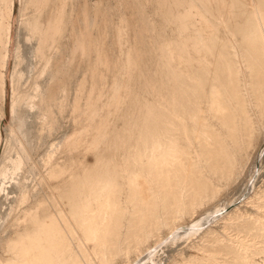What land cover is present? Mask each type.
<instances>
[{
    "label": "rangeland",
    "instance_id": "rangeland-1",
    "mask_svg": "<svg viewBox=\"0 0 264 264\" xmlns=\"http://www.w3.org/2000/svg\"><path fill=\"white\" fill-rule=\"evenodd\" d=\"M14 2L0 264H264V0Z\"/></svg>",
    "mask_w": 264,
    "mask_h": 264
},
{
    "label": "bare ground",
    "instance_id": "bare-ground-1",
    "mask_svg": "<svg viewBox=\"0 0 264 264\" xmlns=\"http://www.w3.org/2000/svg\"><path fill=\"white\" fill-rule=\"evenodd\" d=\"M3 1V3H5V1L4 0H2ZM8 1V0H7ZM6 1V4L8 3ZM19 1V3H20V8H19V16H21V12H22V7L24 6H22L21 7V1L22 0H18ZM47 1V0H46ZM40 2V1H39ZM38 2V3H39ZM15 2H14V0H10L9 1V15L11 14V9H13V6L15 5L14 4ZM37 3V2H36ZM44 3H46L45 1H44ZM42 4V3H41ZM8 5V4H7ZM38 5V4H37ZM42 6H44V5H42ZM6 7V6H5ZM7 8V7H6ZM7 10V11H8ZM14 11V10H13ZM8 13V12H7ZM8 15V17H10ZM12 15V14H11ZM1 17V16H0ZM7 17V18H8ZM7 18H5L6 20H7ZM4 18H0V46L3 48V50L2 51H0V152H1V156L3 157L2 159H6V157H7V152H8V142H9V137H8V134L11 132V129H10V126H11V122L10 121H7V119H6V109H7V111H8V113H10L11 114V119L12 118H14L13 116H14V114L17 112V105L19 104V103H22V102H24V101H26V99L28 98V97H26L27 95H24V94H19V92L17 91V84H18V82L17 81H19L18 80V78H19V75H18V71H17V67H16V63H17V61L15 62V65H14V67H13V69L11 70V71H8V72H6V65H7V59H8V53H9V50H8V48H9V44H10V41H11V37H12V25H10L9 24V22H7L6 20H5ZM17 19V18H16ZM19 20V19H18ZM17 20V21H18ZM21 20V19H20ZM8 21H10L9 19H8ZM19 22V21H18ZM23 22V21H22ZM21 22V23H22ZM36 21H32V22H30V23H27L26 25L28 26V28H30V30L31 31H36V30H38L37 28V23H35ZM56 22H58V21H56ZM260 22V21H259ZM262 22V21H261ZM23 23H26V22H23ZM55 25L56 26H58V23H55ZM261 27V26H260ZM54 28L56 29V27L54 26ZM58 28V27H57ZM60 28V27H59ZM45 29V28H44ZM54 30V29H53ZM57 30V29H56ZM55 30V31H56ZM59 30V29H58ZM57 30V31H58ZM55 31H54V33H55ZM46 33L48 32L47 30L45 31ZM58 33H59V31H58ZM51 34V33H50ZM56 34V33H55ZM55 34H52L53 36L55 35ZM1 48V49H2ZM0 49V50H1ZM16 57V59L18 58L17 56H15ZM18 64V63H17ZM21 73V72H20ZM22 79V78H21ZM21 79H20V81H21ZM17 82V83H16ZM64 83V82H63ZM21 84V83H20ZM58 85V84H57ZM60 85V84H59ZM63 85V84H62ZM62 85H60V86H62ZM7 86H9L8 88H9V90H7ZM57 87V86H56ZM63 87V86H62ZM57 88H59V86L57 87ZM65 88V87H64ZM62 90H63V88H62ZM67 90V89H66ZM57 91V90H56ZM59 91V90H58ZM57 91V92H58ZM57 92H55L56 94H57ZM60 92H62L61 90L58 92V96H59V94H60ZM67 92V91H66ZM251 93V92H250ZM27 94V93H26ZM33 93H31L30 94V96L32 95ZM62 94H60V96H61ZM250 95V94H249ZM29 96V98H31L30 100L32 101V96L30 97ZM36 96V95H35ZM40 96V95H39ZM55 96V95H54ZM59 96V97H60ZM248 96V95H247ZM56 97V96H55ZM65 97V96H64ZM63 97V98H64ZM249 97V96H248ZM43 98V97H42ZM40 99H41V97H40ZM39 99V100H40ZM52 99V98H51ZM50 99V100H51ZM53 102H54V99L52 100ZM51 101V102H52ZM30 102V101H29ZM50 102V103H51ZM31 103H33V102H31ZM26 104H28V101H27V103ZM28 105H33V104H28ZM35 105V104H34ZM50 105V104H49ZM5 106L7 107V108H5ZM46 106V105H45ZM48 106V105H47ZM61 106V105H60ZM19 107V106H18ZM33 107V106H32ZM58 107V106H57ZM49 108V107H48ZM52 108V107H51ZM42 109V108H41ZM46 109V108H45ZM44 111V110H43ZM48 111L50 112V110L48 109ZM47 112V111H46ZM52 113V112H51ZM47 114H49V113H47ZM180 114V113H179ZM22 117V116H21ZM44 118V117H43ZM47 118V117H46ZM49 120H50V118H49ZM12 127V126H11ZM7 131H9V133L7 134ZM13 132V131H12ZM17 137V136H16ZM229 143V142H228ZM228 145H230V144H228ZM154 146H156V143L154 144ZM173 147V146H172ZM175 148V147H174ZM175 150V149H174ZM160 152V151H159ZM158 152V153H159ZM165 152V151H164ZM156 153V152H155ZM161 153V152H160ZM164 157H166V156H164ZM9 158V157H8ZM2 159H0V160H2ZM10 159H12L11 157H10ZM10 159L8 160V161H10ZM18 159V158H17ZM3 160V161H4ZM7 160V159H6ZM6 160L4 161L5 162V164L7 165V163L9 164V162L7 161L6 162ZM17 162V161H16ZM19 162H21L22 163V161L20 160ZM0 163H2V161H0ZM11 164V163H10ZM15 164V163H14ZM6 165H5V167H3V166H1V169L2 168H4V172H5V168H6ZM15 165H17V164H15ZM19 166H20V164H18ZM204 167H205V165H203ZM202 166V167H203ZM7 167H9V166H7ZM14 167V166H13ZM16 167V166H15ZM7 169V168H6ZM12 168H11V166H10V169H8V170H11ZM15 169H17V168H15ZM207 169V168H206ZM3 170V169H2ZM208 170V169H207ZM13 171H15V170H13ZM6 172H7V170H6ZM10 172V171H9ZM4 174L5 173H3L2 171H0V176L3 178V177H5L4 176ZM7 174H8V172H7ZM6 175V174H5ZM223 176V175H222ZM4 179V178H3ZM2 180V179H1ZM0 180V181H1ZM35 212V211H34ZM33 212V213H34ZM33 213L32 214H30V215H28V217H29V219H27V220H30V222L32 223V225H33V233H37L36 232V230H39V227H38V225H37V227H38V229L36 228V224H38L37 223V221L39 222V220H36V216L35 215H33ZM122 213V212H121ZM35 214V213H34ZM37 214V213H36ZM118 214V213H117ZM124 214V213H123ZM80 216V215H79ZM84 216V215H83ZM211 216V215H210ZM81 217V216H80ZM202 217V216H201ZM205 216H203V218H204ZM27 217H25V219H26ZM122 219H123V216L121 217ZM208 218V217H207ZM119 219H120V217H119ZM125 219L126 218H124L123 220H124V222H125ZM26 220V221H27ZM85 220V219H84ZM203 220H207L206 218L205 219H203ZM202 219H201V222L203 221ZM112 221V220H111ZM110 221V222H111ZM121 221V220H120ZM119 221V222H120ZM126 221H128V220H126ZM115 222V221H114ZM117 222V221H116ZM122 222V221H121ZM28 223V222H27ZM26 223V224H27ZM31 223H29V225L31 224ZM40 223V222H39ZM41 223H43V222H41ZM40 223V224H41ZM123 223V222H122ZM44 224V223H43ZM93 224V223H92ZM112 224V223H111ZM114 224V223H113ZM112 224V225H113ZM162 224H164V223H161V226H162ZM197 224H198V222H197ZM211 224V223H210ZM95 225V224H94ZM108 225V224H107ZM112 225H109V226H112ZM119 225V224H118ZM122 225V224H121ZM165 225V224H164ZM25 226V225H24ZM47 226V225H46ZM166 226V225H165ZM164 226V227H165ZM22 227V226H21ZM41 227V226H40ZM43 227V226H42ZM94 227H96V226H94ZM114 227V225L111 227V228H113ZM118 227V226H117ZM122 227V226H121ZM124 227V226H123ZM106 228V227H105ZM114 228H116V225H115V227ZM120 228V227H119ZM22 229V228H21ZM45 229V228H44ZM117 229V228H116ZM121 229V228H120ZM124 229V228H123ZM24 230V229H23ZM22 230V231H23ZM47 230V229H46ZM110 230H112V229H110ZM122 230V229H121ZM42 231H43V229H42ZM105 231V230H104ZM179 231V230H178ZM96 232V231H95ZM109 232V231H108ZM107 232V233H108ZM123 232V231H122ZM173 232V231H172ZM176 232H177V229H176ZM176 232H173V233H176ZM187 232V231H186ZM185 232V233H186ZM97 233V232H96ZM106 233V234H107ZM112 233V232H111ZM183 231H179V232H177V234L178 235H183V234H185ZM188 233V232H187ZM39 234H40V232H39ZM104 234V233H103ZM121 234H123V233H120V235ZM25 233L22 235V234H20V233H18L17 232V235H16V238L13 240V241H11V242H9L7 245H8V247H9V250L12 252V254H13V259H10L11 261H10V263L11 264H22V262H23V260L24 259H26V254L28 253V252H30V246H33L34 244H30V246L29 245H26L25 243H24V238H25ZM29 235V234H28ZM34 235V234H33ZM117 235V234H116ZM106 236V235H105ZM104 236V237H105ZM110 236V235H109ZM109 236L107 235V239H109ZM148 236H149V234H148ZM168 236V235H167ZM42 237H43V240L45 239V237H44V235H42ZM103 237V236H102ZM102 237H101V239H102ZM147 237V236H146ZM9 240V239H8ZM50 240V239H49ZM102 240H105V239H102ZM164 240V239H163ZM178 240V239H177ZM30 241V240H29ZM29 241H27L26 243H28L29 244ZM30 242H32V240L30 241ZM49 242H51V241H49ZM104 242V241H103ZM109 242V241H108ZM108 242H107V244H108ZM44 244H45V242H43ZM159 243V242H158ZM157 243V244H158ZM48 244V243H47ZM47 244H45L46 245V247H47ZM50 244H52V243H50ZM101 244V243H100ZM102 244H104L105 245V243H102ZM106 244V245H107ZM105 245V246H106ZM44 246V245H43ZM49 246V245H48ZM104 246V247H105ZM101 247H103V246H101ZM156 247L157 246H155V247H152L151 248V246H150V248L151 249H149V250H147L146 252H145V254L144 255H142V257L140 258V259H138V261L137 262H141V261H144V260H146V259H148V257H151V255H153L154 254V251H155V249H156ZM50 248H52V247H50ZM45 249V248H44ZM105 249V248H104ZM39 250H40V248H39ZM51 250V249H50ZM50 250H49V252H50ZM101 250V249H100ZM42 251H43V249H42ZM52 251V250H51ZM102 251H103V248H102ZM35 252H36V250H35ZM39 252V251H38ZM44 252V251H43ZM46 252V251H45ZM48 252V253H49ZM104 252V251H103ZM112 253V252H111ZM42 254H44V253H42L41 252V255ZM105 254V253H104ZM116 254V253H115ZM38 255V254H37ZM36 254H35V256H37ZM52 255V254H51ZM102 255V254H101ZM156 254H154V256H155ZM12 256V255H11ZM30 256V255H29ZM39 256H40V254H39ZM45 256H47V254H45ZM31 257H32V254H31ZM35 258V257H34ZM49 257L47 256V258L46 259H48ZM51 258V257H50ZM52 258H53V255H52ZM113 258V257H112ZM36 259H37V257H36ZM41 259V258H40ZM39 259V260H40ZM44 259V258H43ZM27 260H29V259H27ZM42 260V259H41ZM50 261H51V259H49ZM151 260V259H150ZM6 261V260H5ZM38 261V260H37ZM36 261V262H37ZM44 261H45V259H44ZM32 262H34V261H32ZM40 262V261H39ZM38 262V263H39Z\"/></svg>",
    "mask_w": 264,
    "mask_h": 264
}]
</instances>
